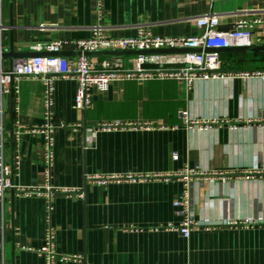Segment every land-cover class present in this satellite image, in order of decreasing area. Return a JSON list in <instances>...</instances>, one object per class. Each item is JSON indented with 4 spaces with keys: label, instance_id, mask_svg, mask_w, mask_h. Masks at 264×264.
Here are the masks:
<instances>
[{
    "label": "crops",
    "instance_id": "obj_1",
    "mask_svg": "<svg viewBox=\"0 0 264 264\" xmlns=\"http://www.w3.org/2000/svg\"><path fill=\"white\" fill-rule=\"evenodd\" d=\"M3 0L0 41L12 34L15 50H34L37 42L82 39L91 27L108 25L113 37L137 34L148 24L154 35L195 36L205 25L199 17L214 12L227 30L240 19L264 17V0ZM12 7V8H11ZM14 27L7 28L6 26ZM253 27V44L264 40ZM12 31V32H10ZM3 51L9 45L3 43ZM73 44L64 49L76 50ZM222 71L263 72L264 56L254 52L221 53ZM20 58H4L11 69ZM4 95L12 108L2 110L0 154L16 186L43 193L8 190L0 202V264H46L36 249L45 242L47 216L55 228L58 253L78 256L57 264H264V79L251 76L200 78L188 86L176 78L112 80L105 91L91 89V106L75 108V77L54 80L53 164L44 160L45 84L23 77ZM3 97V99H4ZM217 121L210 129H188L179 117ZM102 120L151 121L178 127L133 126L101 131L86 147L83 127ZM178 157L175 158L174 155ZM204 170L215 178H193L189 237L177 228L184 218L174 202L186 188L180 175L171 179H122L98 184L89 176L174 173ZM50 183L53 194H47ZM81 187L84 198L59 190ZM173 223L175 227L168 228Z\"/></svg>",
    "mask_w": 264,
    "mask_h": 264
},
{
    "label": "built area",
    "instance_id": "obj_2",
    "mask_svg": "<svg viewBox=\"0 0 264 264\" xmlns=\"http://www.w3.org/2000/svg\"><path fill=\"white\" fill-rule=\"evenodd\" d=\"M3 0H0V10ZM104 8L101 0H97L95 14L99 20L103 17ZM200 23L205 25L201 34L195 36H160L154 35L148 24H139L136 26L137 34L128 37H113L108 32L111 28L108 25L96 23L91 27V36L82 39H61L51 40L48 42H37L33 45V49L37 51H61L66 44H73L74 49L94 50L100 48H122V49H149V48H175L189 47L201 48V51H193L179 54H151L137 56H36L26 59H20L12 66L11 69H5L3 59L0 57V115L2 114V100L6 93L11 91V84L18 82L23 77L41 78L45 84V123L42 126L44 134V160L46 164V176L48 180L51 178V167L53 164V147L55 144L53 136V128L55 125L54 114L52 111L54 80L59 77H75L78 81V87L75 98V108L85 113L91 106V89L98 91L108 89L112 80H125L134 78L139 81L150 79H166L176 78L183 80L188 86H191L197 79L204 78H223L238 76L247 79L251 76H257L264 79L263 72L239 71L234 73H226L222 71L223 59L218 51H208L205 48H220L226 46L252 45V29L255 24L262 25L264 33V17L257 19H240L235 25L227 30L220 29L218 26L219 15L211 12L203 14L199 18ZM11 28V26H6ZM14 26H12L13 28ZM4 28L0 24V31ZM3 52V45L0 41V55ZM143 63H157V68H143ZM166 63H182L181 67H165ZM182 124L188 129H210L215 121L201 120L192 118L189 111L184 109L179 112ZM264 126V117L260 120ZM172 127L176 128L179 124L172 126L151 121L131 122L119 120H102L95 124L88 125L86 121L78 122L73 127H83L86 133V147L93 146L96 136L101 131H110L119 128L133 127ZM2 123L0 122V133L2 131ZM178 157L177 154L174 155ZM264 172L263 169L250 170L246 177L252 176L254 173ZM181 175L185 179L186 188L181 198L174 202V205L181 207L178 212L184 214V218L177 227L185 237H189L194 227L198 226L197 222L191 216V192L190 183L193 178H215L217 173L210 174L204 170L187 168L184 172L176 175L174 173H147V174H127L122 175H98L89 176L90 181L98 184H107L110 181H120L128 179L132 181L150 179V178H166L171 179L174 176ZM14 188L23 195H41L43 192L32 186H16L11 177L10 166L4 161L0 154V202L4 203L8 190ZM49 197L53 194L50 183L46 185ZM64 193L70 196L84 198L85 193L81 187H64L60 188ZM51 209L49 206V214L47 216V229L45 242L36 249V252L43 256L46 264H57L59 260L76 259L78 256L68 254H60L55 247V228L51 223ZM168 228L175 227L173 223L167 225Z\"/></svg>",
    "mask_w": 264,
    "mask_h": 264
},
{
    "label": "water",
    "instance_id": "obj_3",
    "mask_svg": "<svg viewBox=\"0 0 264 264\" xmlns=\"http://www.w3.org/2000/svg\"><path fill=\"white\" fill-rule=\"evenodd\" d=\"M12 5V0H10ZM12 8V7H11ZM11 29L13 25H10ZM12 32V31H10ZM5 46L9 45L8 50H4L0 57L2 59L9 58H20L26 59L29 57L36 56H137V55H151V54H179V53H188L193 51H201V48H189V47H175V48H149V49H122V48H100L94 50H61V51H37V50H15L14 40L12 34L9 39H4L2 42ZM206 52L208 51H218L220 53L226 52H254V53H264V40L252 44V45H241V46H226L220 48H205ZM165 67H181L182 63H166ZM143 68H157L159 64L157 63H143ZM13 85V83H12ZM13 87H11L12 91ZM8 107L12 108V99L8 101L6 97L2 100V110L6 111ZM12 173H13V164H12ZM12 192H15V189H11Z\"/></svg>",
    "mask_w": 264,
    "mask_h": 264
},
{
    "label": "trees",
    "instance_id": "obj_4",
    "mask_svg": "<svg viewBox=\"0 0 264 264\" xmlns=\"http://www.w3.org/2000/svg\"><path fill=\"white\" fill-rule=\"evenodd\" d=\"M257 56H259V58H261V56H264V53H256Z\"/></svg>",
    "mask_w": 264,
    "mask_h": 264
}]
</instances>
